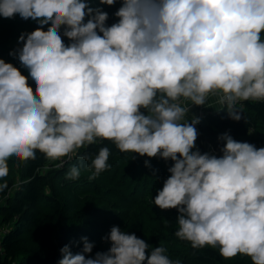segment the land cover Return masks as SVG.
Listing matches in <instances>:
<instances>
[{
    "label": "clouds",
    "instance_id": "1",
    "mask_svg": "<svg viewBox=\"0 0 264 264\" xmlns=\"http://www.w3.org/2000/svg\"><path fill=\"white\" fill-rule=\"evenodd\" d=\"M119 2L118 22L108 26V13L88 0H0V17L38 24L9 53L28 70L35 93L29 77L0 59V179L10 158L35 160L38 150L71 160L103 141L170 160L154 203L179 212L177 238L197 250L218 247L226 260L239 254L264 264V147L225 133L222 155L202 154L200 120L186 119L210 97L237 122L239 103L264 102V0ZM109 156L99 148L90 181L110 168ZM79 177L75 165L66 174ZM7 188L0 184V193ZM105 240L111 247L94 258L87 237L80 253L65 246L59 264H172L163 246L148 255L145 240L118 226Z\"/></svg>",
    "mask_w": 264,
    "mask_h": 264
},
{
    "label": "trees",
    "instance_id": "2",
    "mask_svg": "<svg viewBox=\"0 0 264 264\" xmlns=\"http://www.w3.org/2000/svg\"><path fill=\"white\" fill-rule=\"evenodd\" d=\"M89 4L108 13V26L118 22L115 12L121 7L119 0L112 7L101 5L99 0ZM37 27L36 22L25 21L19 15L14 19L0 17V59L18 67L26 77L28 70L9 53L22 47L18 43L22 33ZM62 39L65 44L70 43L66 37ZM29 86L35 93L30 77ZM237 108L242 112L238 122L228 116L226 108L207 112L205 119L200 120L196 146L202 154L222 155L223 143L218 138L225 133L238 142L264 147V102L245 101ZM104 146L110 149V168L90 181L94 169L89 170L88 165ZM82 155L90 158L81 160ZM146 160L150 167L145 165ZM62 162L60 159L52 163L38 150L35 160L9 159V174L0 179V184H8L0 193V226L9 228L1 244L0 264H59L65 246L73 254L82 252L84 237L95 245L90 254L94 258L97 252H107L111 247L105 237L114 226L145 240L148 255L155 247L163 246L172 264H252L250 257L238 254L226 260L218 247L197 250L190 242L177 238L179 212L162 211L154 203L170 176L172 161L121 153L112 142L103 141L81 148L71 160ZM74 165L80 168V177L67 179L66 174Z\"/></svg>",
    "mask_w": 264,
    "mask_h": 264
},
{
    "label": "crops",
    "instance_id": "3",
    "mask_svg": "<svg viewBox=\"0 0 264 264\" xmlns=\"http://www.w3.org/2000/svg\"><path fill=\"white\" fill-rule=\"evenodd\" d=\"M203 108L207 112H215V111L221 109L222 106L220 104L216 103L215 97H210L207 104L205 106H203ZM197 111H198L197 106H192L191 111L188 114V116L186 117V119H188L189 122H191L192 117H197V115H198Z\"/></svg>",
    "mask_w": 264,
    "mask_h": 264
},
{
    "label": "built area",
    "instance_id": "4",
    "mask_svg": "<svg viewBox=\"0 0 264 264\" xmlns=\"http://www.w3.org/2000/svg\"><path fill=\"white\" fill-rule=\"evenodd\" d=\"M16 68H18V67H16ZM241 105H243V102L239 103L237 106H241ZM197 109H198L197 118H199V120L205 119L207 111L203 107H197ZM66 160H69V159L68 158L67 159H63L62 164ZM8 232H9V228L7 226H0V248H1V244H2L5 236L8 234Z\"/></svg>",
    "mask_w": 264,
    "mask_h": 264
},
{
    "label": "rangeland",
    "instance_id": "5",
    "mask_svg": "<svg viewBox=\"0 0 264 264\" xmlns=\"http://www.w3.org/2000/svg\"><path fill=\"white\" fill-rule=\"evenodd\" d=\"M5 59L7 60L8 58H7V56H5ZM211 154V153H210ZM63 159H67V157H64V158H61V160H63ZM52 163H55V161H52ZM58 166H62V164L60 163V165H58Z\"/></svg>",
    "mask_w": 264,
    "mask_h": 264
},
{
    "label": "water",
    "instance_id": "6",
    "mask_svg": "<svg viewBox=\"0 0 264 264\" xmlns=\"http://www.w3.org/2000/svg\"><path fill=\"white\" fill-rule=\"evenodd\" d=\"M91 1H93V0H88V2H91Z\"/></svg>",
    "mask_w": 264,
    "mask_h": 264
}]
</instances>
